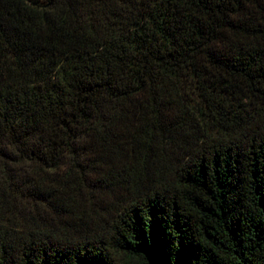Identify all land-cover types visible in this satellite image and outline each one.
<instances>
[{"label": "trees", "instance_id": "1", "mask_svg": "<svg viewBox=\"0 0 264 264\" xmlns=\"http://www.w3.org/2000/svg\"><path fill=\"white\" fill-rule=\"evenodd\" d=\"M0 264H264V0H0Z\"/></svg>", "mask_w": 264, "mask_h": 264}]
</instances>
